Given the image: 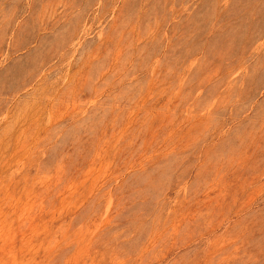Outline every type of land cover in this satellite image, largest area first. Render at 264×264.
<instances>
[{"label": "rangeland", "instance_id": "obj_1", "mask_svg": "<svg viewBox=\"0 0 264 264\" xmlns=\"http://www.w3.org/2000/svg\"><path fill=\"white\" fill-rule=\"evenodd\" d=\"M0 264H264V0H0Z\"/></svg>", "mask_w": 264, "mask_h": 264}]
</instances>
